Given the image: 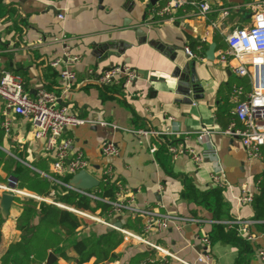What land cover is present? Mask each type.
<instances>
[{
    "label": "crops",
    "instance_id": "crops-1",
    "mask_svg": "<svg viewBox=\"0 0 264 264\" xmlns=\"http://www.w3.org/2000/svg\"><path fill=\"white\" fill-rule=\"evenodd\" d=\"M193 1L209 2L211 11L206 18L198 16L197 10L187 5L172 17L154 22L151 10L158 4L163 5L162 0L154 4L152 0H2L12 16L8 13L0 17V75L7 71L20 76L26 90L35 96L40 88L61 95V70L69 68L76 73L77 81L60 104L69 106L81 119L106 122L109 126L85 124L66 130L63 137L74 140L77 149L91 163L93 176L100 178L102 169L111 166L114 181L133 194L137 207L201 220L200 223L181 224V231L172 226L149 236L152 242L184 261L197 259L202 249L198 238L209 235L217 222L211 212L182 196L184 179L196 190L206 191L214 187L210 175L218 172L226 183L223 196L231 218L254 222L252 231L257 239L250 242L249 252L244 253L232 244L214 243L213 263L239 264L240 259V264H264L259 256V252H264V234L256 229L252 204L238 202L244 191L253 196L258 192L256 178L264 173L263 161L249 159L237 138L214 133L209 141L200 143L193 135L187 141L189 147L196 153L214 149L216 157L206 159L197 167L188 156L173 160L165 148L163 157L168 155L171 159L170 173H167L157 159L158 151L151 154L148 143L129 132L163 133L167 128L180 133H195L203 128L223 131L232 120L233 89L241 86L245 94L251 91L250 80L238 77L231 68L220 64L217 54L226 50L220 48L222 44L228 47L226 37L229 33L253 26L255 19L249 7L253 0ZM224 12L228 14L223 16ZM212 23H217V28L213 29ZM62 36H66V41ZM203 39L206 41L202 42ZM212 44H216L213 61L207 57ZM186 47L199 58L189 59ZM72 57H79V61L69 63ZM56 60L61 61L60 65L53 67ZM189 61H195L199 98H202L193 103L176 92V69H182ZM119 65L136 70L140 78L130 85L124 84V90L120 89L123 79L109 86L95 83L105 70ZM3 108L0 101V116ZM182 140L181 137H152L151 143L159 149L165 141ZM106 143L117 145V157L101 155ZM0 147L1 183L11 177L10 161L17 159L13 148L26 147L27 163L36 158L50 159L43 143L34 138L31 122L22 117H16L11 137L6 138L0 128ZM1 196L0 193V223L3 224L0 260L11 240L20 234L17 220L21 206L20 198H15L5 217ZM120 217L123 227L130 215H118L117 222ZM140 222L142 225L141 219ZM96 228L103 229L98 225ZM153 251L145 245L123 242L117 249L120 260L110 264H143ZM69 256L74 258V252ZM156 257L159 258L158 253ZM58 264L77 262L60 259ZM86 264H94V260ZM170 264L181 263L173 259Z\"/></svg>",
    "mask_w": 264,
    "mask_h": 264
},
{
    "label": "built area",
    "instance_id": "built-area-1",
    "mask_svg": "<svg viewBox=\"0 0 264 264\" xmlns=\"http://www.w3.org/2000/svg\"><path fill=\"white\" fill-rule=\"evenodd\" d=\"M163 5L158 4L151 10V20L160 17L163 20L170 18L176 12L185 7L191 6L197 10L200 17L206 18L211 11V5L208 1L196 3L193 0H162ZM250 9L254 15V24L247 29H237L229 33L226 37L227 49L219 51L217 61L229 68L241 78H248L251 84V91L244 93L241 86L233 89L231 101L234 108L231 111L232 120L227 129L223 131H214L203 128L195 133H180L176 130L167 128L165 132L147 131V130H130L132 134L142 138L148 143L151 154L158 151V146L151 143L152 137H181L180 142L165 141L167 153L173 160H177L181 156H188L197 167L203 165L208 158H215L216 151L208 149L203 153H196L194 149L187 145V141L194 135L200 143L210 140L214 133L225 134L227 136L237 138L241 141L247 156L251 160H259L264 162V0H253L250 3ZM228 13L224 12L223 16ZM60 19H64L63 15H59ZM161 19V20H162ZM211 27L217 28V23H212ZM62 40L66 41V36H62ZM203 39L202 42H205ZM185 52L189 59H198L199 56L190 48L186 47ZM79 57H72L69 63H76ZM60 60L52 63L53 67L60 65ZM62 92L61 95L40 88L35 96H32L25 88L23 79L11 72L4 71L0 78V101L4 108L0 116V128L4 132L6 138L11 137L14 121L16 117L31 122L33 126V135L37 141L44 145V151L52 160L51 170L59 176H74L81 171H87L91 174V163L84 156L83 152L77 149L72 138H65L63 134L68 129L85 124L98 123L101 126H109L106 122H94L81 119L67 105L60 104L61 99L66 96L72 89L73 84L77 81L76 73L69 68L60 72ZM136 70L127 65L113 66L105 70L96 80L95 83L100 86H109L124 80L125 86L132 84L139 79ZM170 121L173 118L169 117ZM114 128H117L114 126ZM164 143V141H163ZM1 149V147H0ZM101 155L105 158L117 157L119 149L114 143H106L101 148ZM101 177H96L101 181L114 180L113 169L111 166L105 167L101 171ZM211 181L215 187L225 188L226 183L222 176L218 173H212ZM95 177V176H94ZM56 183L75 191L83 196L88 197L93 202H102L111 208L104 215L101 214L100 208L95 212L79 209L76 207H68L60 203H56L51 199L40 197L30 191L19 188L18 183L13 178H8L4 183L0 182V193L12 195L14 198L33 199L40 202H46L66 209L86 223L92 222L95 225L105 228L114 227L117 222V216L128 213L134 219L143 221L141 227L142 232L136 233L132 230L121 228L120 231L124 235V243L142 244L154 250L159 255L161 264H170L171 260H177L181 264H214L212 254V243L208 235H202L198 238L201 244V251L194 262L184 261L175 253L157 245L149 239L153 233L168 230L175 227L181 231V224L200 223L197 218H182L168 213H160L153 208H139L135 205V198L132 193L125 190L120 183H116L118 190L114 193V199L101 198L100 191H81L73 188L70 184H63L59 181ZM240 205L252 204L253 195L244 191L238 197ZM216 223L225 225L229 228L236 227L238 234L248 242L255 241L257 236L252 231L254 222L241 219L229 221H217ZM259 256L264 260V252H259ZM145 263H155L150 258Z\"/></svg>",
    "mask_w": 264,
    "mask_h": 264
},
{
    "label": "trees",
    "instance_id": "trees-1",
    "mask_svg": "<svg viewBox=\"0 0 264 264\" xmlns=\"http://www.w3.org/2000/svg\"><path fill=\"white\" fill-rule=\"evenodd\" d=\"M8 13L12 16V11L7 10L0 0V17ZM161 19L155 17L153 21H161ZM220 48L227 49V46L222 44ZM123 86L124 82L120 84V89ZM115 89L117 90V87ZM165 145H160L157 159L163 163L166 172L170 173L168 167H170L171 159L168 155L163 157L166 151ZM25 150L26 147L13 148L12 152L17 159H11L9 165V174L16 179L20 189L68 207L92 212L100 208L102 215L110 210L109 205L102 202H95L93 205L88 197L56 183L59 181L70 184L73 176H59L50 171L51 159L36 158L33 162L27 163ZM256 180L259 181L257 183L259 190L253 196L252 208L254 221L257 223L256 229L264 234V173ZM116 183L117 180L101 181L100 186L92 191H100L101 198L113 200L114 193L118 190ZM184 183L185 191L182 196L189 202H194L211 212L216 221L233 220L226 209L223 188L214 186L206 191H198L187 179H184ZM20 202V216L17 220V230L20 234L9 243L7 251L0 260L1 264H45L50 253L57 257L54 264H58L60 259L76 261L77 264H86L91 260H94V264H110L120 260L121 255L117 254V249L124 242V235L120 231L111 232L102 226V230L98 229L97 225H90L74 213L53 204L33 199H20ZM2 226L3 224L0 223V235ZM123 228L138 234L142 232L140 219L131 217L125 219ZM208 237L212 245L222 241L238 247L241 253L249 252L251 248L250 242L238 234L236 227L229 228L215 223ZM71 252H74V258L69 256ZM150 254L155 263L145 264H161L155 251ZM238 263H241L240 259Z\"/></svg>",
    "mask_w": 264,
    "mask_h": 264
},
{
    "label": "water",
    "instance_id": "water-1",
    "mask_svg": "<svg viewBox=\"0 0 264 264\" xmlns=\"http://www.w3.org/2000/svg\"><path fill=\"white\" fill-rule=\"evenodd\" d=\"M156 1L152 0V3L154 4ZM215 50L216 44H212L207 52L209 60H215ZM175 74L177 79L176 92L178 94L188 97L192 103L202 99L201 97L199 98L200 85L195 72V61H189L182 69H176ZM11 178L15 179L14 177ZM70 185L77 190L90 191L99 187L100 181L89 172L81 171L72 177ZM14 200L15 198L9 194H3L1 196V209L5 217L9 215ZM118 220L114 227L108 228V231L112 232L122 228L121 217ZM56 261L57 257L53 253H50L45 264H54Z\"/></svg>",
    "mask_w": 264,
    "mask_h": 264
},
{
    "label": "rangeland",
    "instance_id": "rangeland-1",
    "mask_svg": "<svg viewBox=\"0 0 264 264\" xmlns=\"http://www.w3.org/2000/svg\"><path fill=\"white\" fill-rule=\"evenodd\" d=\"M89 224H90V225H93V223H92V222H90V221H89ZM130 245H142V244H135V243H130Z\"/></svg>",
    "mask_w": 264,
    "mask_h": 264
}]
</instances>
